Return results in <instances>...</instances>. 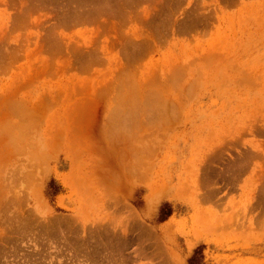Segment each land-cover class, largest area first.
Listing matches in <instances>:
<instances>
[{
    "label": "rangeland",
    "instance_id": "374dc122",
    "mask_svg": "<svg viewBox=\"0 0 264 264\" xmlns=\"http://www.w3.org/2000/svg\"><path fill=\"white\" fill-rule=\"evenodd\" d=\"M199 246L264 264V0H0V264Z\"/></svg>",
    "mask_w": 264,
    "mask_h": 264
},
{
    "label": "trees",
    "instance_id": "16d2710c",
    "mask_svg": "<svg viewBox=\"0 0 264 264\" xmlns=\"http://www.w3.org/2000/svg\"><path fill=\"white\" fill-rule=\"evenodd\" d=\"M50 184L55 188V192L53 194L54 195L58 194L60 190V186L54 180H51ZM163 209L166 211L165 213H163V216L161 215L160 221H164V219L166 217H169V215L171 214L170 207L167 204L163 206L162 210ZM202 251H203L202 246H199L196 249H194L192 255L187 260V264H202L203 262Z\"/></svg>",
    "mask_w": 264,
    "mask_h": 264
},
{
    "label": "bare ground",
    "instance_id": "6f19581e",
    "mask_svg": "<svg viewBox=\"0 0 264 264\" xmlns=\"http://www.w3.org/2000/svg\"><path fill=\"white\" fill-rule=\"evenodd\" d=\"M81 11V10H80ZM142 110V109H141Z\"/></svg>",
    "mask_w": 264,
    "mask_h": 264
}]
</instances>
